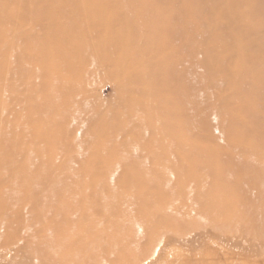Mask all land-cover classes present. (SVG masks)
Instances as JSON below:
<instances>
[{"label": "rangeland", "instance_id": "obj_1", "mask_svg": "<svg viewBox=\"0 0 264 264\" xmlns=\"http://www.w3.org/2000/svg\"><path fill=\"white\" fill-rule=\"evenodd\" d=\"M34 178L0 264H264V0H0V193Z\"/></svg>", "mask_w": 264, "mask_h": 264}, {"label": "bare ground", "instance_id": "obj_2", "mask_svg": "<svg viewBox=\"0 0 264 264\" xmlns=\"http://www.w3.org/2000/svg\"><path fill=\"white\" fill-rule=\"evenodd\" d=\"M77 10V9H76ZM75 10V11H76ZM102 11V10H101ZM99 64V63H98ZM136 69V68H135ZM73 79V78H72ZM173 165H176V164H171V167L173 166ZM161 178V177H160ZM174 179H175V177H174ZM178 179V178H177ZM15 181V179H11L10 181H9V183L10 184H12L13 182ZM174 180H172V177H165L164 179H161V182L162 183H166V182H169V183H171V182H173ZM65 181H51L50 179H48V180H38V179H36V178H34V179H31V180H29V182H28V184H27V186L26 187H24V188H26V189H19V191H22L18 196H14V194L13 193H9V192H7V191H5L4 193H0V216H2V220L4 219V217L5 218H7V216H13V215H16V216H21V211H22V208L19 206V205H21V196H23V195H30V194H33V193H39V192H42L43 191V189H44V187H47V185H49V186H51V188H53L52 189V192L53 193H55L54 195L57 197V198H60V193H59V190H61V189H63L62 187H63V183H64ZM1 183V182H0ZM4 183V182H3ZM8 185V184H7ZM5 186V185H4ZM2 187H3V185H2ZM12 189V185L9 187V189ZM73 190V189H72ZM61 192V194H65L66 192L68 193V192H71V188H69V190H65V192H64V190L63 191H60ZM56 193H59V194H56ZM130 193V192H129ZM166 192L165 191H163L162 193H160V195L161 196H163L164 194H165ZM175 193H178V194H180V192H179V190H177V191H175ZM47 203V202H46ZM70 205H73V206H70ZM66 209H68V210H70L69 212L73 215H70L69 216V218H68V220H74V216L77 218V214H78V210H79V206L78 207H76L77 205H76V203L75 204H70ZM65 206V205H64ZM33 215H35V213H33ZM31 216H32V214H31ZM35 217H36V215H35ZM34 218V217H33ZM201 232V231H200ZM198 234H200V233H198ZM197 234V235H198ZM210 238V237H209ZM215 240V239H214ZM226 241H227V239H226ZM225 241V242H226ZM228 241H229V239H228ZM224 242V241H223ZM193 243V242H192ZM229 244H230V242H229ZM229 244H225V246H227V245H229ZM183 245V244H182ZM233 245H235V244H233ZM232 245V246H233ZM251 245V244H250ZM184 246V245H183ZM185 246H187L186 244H185ZM231 246V247H232ZM236 248V247H235ZM243 249V248H242ZM11 249H9L8 251H10ZM22 250V246H18V248L16 249V251H21ZM7 251V250H6ZM7 251V252H8ZM4 253L6 254V252H5V250H4ZM10 253H11V251H10ZM2 255V256H1ZM1 255H0V258L2 257L3 258V254H2V252H1ZM11 255V254H10ZM7 258V256H4V258ZM1 258V259H2ZM214 258V257H213ZM8 259V258H7ZM3 260H5V259H3ZM2 260V261H3ZM157 260V259H156ZM1 261V260H0ZM7 261V260H6ZM5 261V262H6ZM160 261V260H159ZM2 264V263H1ZM4 264V263H3Z\"/></svg>", "mask_w": 264, "mask_h": 264}]
</instances>
